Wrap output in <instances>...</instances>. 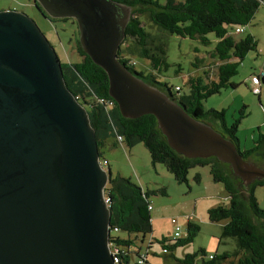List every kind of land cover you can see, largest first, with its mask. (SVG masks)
<instances>
[{
  "label": "water",
  "instance_id": "water-1",
  "mask_svg": "<svg viewBox=\"0 0 264 264\" xmlns=\"http://www.w3.org/2000/svg\"><path fill=\"white\" fill-rule=\"evenodd\" d=\"M43 15L73 18L79 42L109 79L125 117L153 114L169 145L189 158L230 164L244 186L264 178L236 145L118 58L131 16L116 0H34ZM86 106L38 23L0 11V264H118L110 248L101 162Z\"/></svg>",
  "mask_w": 264,
  "mask_h": 264
},
{
  "label": "trees",
  "instance_id": "trees-1",
  "mask_svg": "<svg viewBox=\"0 0 264 264\" xmlns=\"http://www.w3.org/2000/svg\"><path fill=\"white\" fill-rule=\"evenodd\" d=\"M116 1L129 6L132 10L123 41H127L126 48H130L131 43L135 45V49L129 52L130 54L126 48L120 47L118 53L120 62L146 83L165 92L199 121L211 126L219 124L221 130L218 129V131L236 145L245 161L253 154L264 158V134H259L252 148L243 151L237 136L242 117L228 124L225 116L226 109H205L203 105V102L211 95L220 93L224 88L236 87L231 77L238 73L239 64L246 54L250 50H255L258 45V40L253 34H242L264 0ZM144 15L148 16L150 21L162 31L199 39L204 45L213 42L209 35L213 34L216 44L211 54L221 61L217 79L206 80L202 76L191 77L188 94H180L182 87L181 90L176 91V86L172 88L168 82L159 81L157 75L166 65V42L157 41L150 35L143 25ZM69 19L74 20L73 18H53L52 20L67 21ZM237 28H243V31L237 32ZM77 50L82 57L80 61L70 63L61 61L64 77L68 87L87 108L91 125L96 131L102 158L106 157L101 148L110 136H114L116 141L122 145L127 143L131 146L137 142H143L150 153L152 162L164 164L178 183L189 185L191 169L208 167L212 179L224 185L227 202L209 209L208 214L213 222L226 221L222 226L220 237L235 238L238 242V250L236 252H215L211 257L205 248H200L193 253L185 254L181 259L174 257V251L179 246L192 243L201 229L194 220H189L184 236L171 239L162 238L164 253H169L179 264H224L231 257L238 258L237 264H264V208L260 206L255 196V188L264 186V178H257L244 186L238 176L232 172L230 164L219 161L216 157L189 158L174 150L153 114H145L136 118L123 116L118 103L109 93V79L106 71L86 54L79 38H77ZM123 53L131 57L134 53L148 57L152 63V72L139 71L136 67L129 65L130 59L124 58ZM205 73L208 74V72ZM258 78L261 81L259 76ZM110 101L113 104H110ZM244 107L240 111L242 116L245 115ZM119 135L124 137L122 142L118 141ZM194 179L200 183L201 173L197 172ZM106 194L111 198L109 210L112 229L118 227L119 230L128 233L137 232L144 235L153 233L151 209L149 208L152 204L150 190H145L128 177L118 175L110 177V186L107 185ZM111 242L124 250L120 253L119 264H129L132 252L130 247L133 245V240L130 237H121L112 233ZM141 254L140 247L135 264H139L138 259L142 257ZM147 259L148 256L144 259V263Z\"/></svg>",
  "mask_w": 264,
  "mask_h": 264
},
{
  "label": "rangeland",
  "instance_id": "rangeland-1",
  "mask_svg": "<svg viewBox=\"0 0 264 264\" xmlns=\"http://www.w3.org/2000/svg\"><path fill=\"white\" fill-rule=\"evenodd\" d=\"M33 1L0 0V11L5 10L3 8L11 7L26 13L38 23L62 62L80 61L82 57L78 53L76 45V40L79 38L77 21L75 19L51 21L42 16ZM160 1L164 2V0ZM142 18L144 20L143 25L150 35L157 41L166 42V65L157 75L159 81L168 82L172 88L179 85L182 87L180 94H188L191 77L202 76L206 80L217 79L221 61L211 54L216 44L213 34H209L213 42L204 45L199 39L162 31L150 21L148 16L144 15ZM248 33L255 36L258 45L255 50H250L246 54L239 64L238 73L231 77V81L236 84V87L224 88L220 93L211 95L203 102L205 109H226L225 116L228 124H231L236 118L242 117L237 136L243 151L252 148L259 134H264V3L258 7L242 35ZM130 46V48H126L128 53L135 49L133 43ZM122 47L125 48L126 46ZM132 58L137 61V70L146 73L152 72V63L148 57L134 53ZM254 76L260 77V84L253 82ZM256 87H260V92L255 90ZM243 107L244 116L240 114ZM213 126L216 130H221L219 124ZM101 149L109 161L106 168L110 169L112 177L118 175L128 177L145 190L151 191L150 201L157 214L153 224V233L144 235L137 232L128 233L121 229L113 232V235L130 237L133 240V245L130 247L132 252L129 264H135L138 258L137 251L140 247H143V252L148 253L147 256L150 258L151 264L176 263V259H173L169 253H164L161 241L162 238H173L177 225L182 226L185 235L188 216L193 217L201 229L192 243L177 248L176 257L181 259L185 254L193 253L200 248H205L208 255L215 253L219 236H221L220 230L226 221L222 220L218 224L211 221L208 208L211 203L221 205L227 202V197L222 183L212 184L208 167L191 169L189 185L181 184L175 180L174 175L164 164L152 162L150 153L143 142H137L131 146L127 143L122 145L116 141L114 136H110ZM247 161L264 170V158L262 156L253 154ZM231 170L233 172L232 167ZM197 172L201 175L205 174V179L201 183L194 179ZM206 177L211 183L207 182ZM238 178L243 184L242 177L238 176ZM107 185L110 186V182ZM218 188L220 189L218 190ZM213 193L216 196L209 198V194ZM255 196L260 206L264 208V186L255 188ZM149 241L152 243L151 246H148ZM223 249L233 250L232 243L221 245L219 252ZM144 264L150 263L145 262Z\"/></svg>",
  "mask_w": 264,
  "mask_h": 264
},
{
  "label": "built area",
  "instance_id": "built-area-1",
  "mask_svg": "<svg viewBox=\"0 0 264 264\" xmlns=\"http://www.w3.org/2000/svg\"><path fill=\"white\" fill-rule=\"evenodd\" d=\"M236 31H237V32H241V31H243V28H237ZM126 43H127V41H126V42L122 41V42H121V47H122V46H126V47H127L128 44H126ZM126 47H125V48H126ZM122 48H123V47H122ZM125 48H123V49H125ZM123 55H124V56H123L124 58H129V59H130V60H129V63H128L129 65L136 67V65H137V61H136L135 59H133V58H132L131 56H129V55H126V53H123ZM252 80H253V82H254L255 84H260V80H259L258 77H253ZM175 90H176V91H179V90H181V87H180L179 85H177V86L175 87ZM255 90H256L257 92H260V87H256ZM109 103H110V104H113L112 101H110ZM123 140H124L123 135H119V136H118V141H119V142H122ZM101 162H102V164L104 165V167H106V165H109V161H108L107 158H102V159H101ZM106 187H107V186H106ZM104 201H105V204L107 205V207L110 208V207H111V198L106 194V188H105V191H104ZM152 207H153V205L150 204V205H149V208L152 209ZM192 218H193V217L188 216V218H187V219H188V222H189V220H193ZM117 231H119V228H118V227H114V229H112V227H111V235H112L113 232H117ZM183 231H184V230H183L182 226H181V225H177V226L175 227V230H174L173 238H179V237L184 236ZM186 231H187V229H186ZM110 248H111V252H112L113 258H114V262H116V263L119 264V261L121 260V259H120V253H121V251L123 252L124 250H121L120 247H118V246H116L114 243H112V242H111V237H110ZM141 255H142V257H141L140 259H138L139 264H143V263H144V259L147 257V252H142ZM211 257H213V256L211 255Z\"/></svg>",
  "mask_w": 264,
  "mask_h": 264
},
{
  "label": "crops",
  "instance_id": "crops-1",
  "mask_svg": "<svg viewBox=\"0 0 264 264\" xmlns=\"http://www.w3.org/2000/svg\"><path fill=\"white\" fill-rule=\"evenodd\" d=\"M3 9H15V8H11V7H7V8H3ZM16 10V9H15ZM125 149V148H124ZM208 174H210V170H209V172H208ZM212 177V176H211ZM204 179H205V174H202V180H201V182H203L204 181ZM206 180H207V182H209V183H211L210 181H209V178L208 177H206ZM212 180V184H214V183H219V182H215L213 179H211ZM200 182V183H201ZM220 188H218V190H219ZM216 196V194H209V198H214ZM225 196L227 197V192L225 191ZM216 206H218L216 203H211L210 205H209V208H208V210L209 209H211V208H213V207H216ZM151 217H152V224H154V221H155V219H156V217H157V214L155 213V207L153 206L152 207V209H151ZM193 220H194V218H192ZM219 222H217V224H218ZM224 224V223H223ZM223 226V225H222ZM187 227H188V219H187ZM153 230H154V227H153ZM222 233V228H221V230H220V233L219 234H221ZM230 238H233V237H228V236H226V237H223V238H221L220 236H219V242H218V246L216 247V251L215 252H218V253H222V252H224V251H228V252H236L237 250H238V242H237V240L235 239V238H233V239H230ZM152 240V239H151ZM229 242H231L232 243V249L233 250H227V249H223L221 252H219L220 251V246L221 245H225V244H228ZM151 242L149 241V245L148 246H151L152 245V243L150 244ZM234 245V246H233ZM141 249H142V252L144 251L143 250V247H141ZM207 251V250H206ZM176 253H177V250H175L174 251V257H176L177 255H176ZM208 253V252H207ZM209 255H213L212 253L211 254H209ZM173 258V257H172ZM174 259V258H173ZM237 260H238V258L237 257H231V258H229V259H227L225 262H224V264H237ZM147 262H149L150 264H151V262H150V258L148 257V259H147ZM167 264H179L178 263V261H176V263H171V262H169V263H167Z\"/></svg>",
  "mask_w": 264,
  "mask_h": 264
},
{
  "label": "flooded vegetation",
  "instance_id": "flooded-vegetation-1",
  "mask_svg": "<svg viewBox=\"0 0 264 264\" xmlns=\"http://www.w3.org/2000/svg\"><path fill=\"white\" fill-rule=\"evenodd\" d=\"M40 12H41V11H40ZM41 14H42V13H41ZM42 16H44L45 18L50 19L51 21H53V20H52L53 18H51L50 16H46V15H43V14H42ZM76 45H77V40H76Z\"/></svg>",
  "mask_w": 264,
  "mask_h": 264
}]
</instances>
